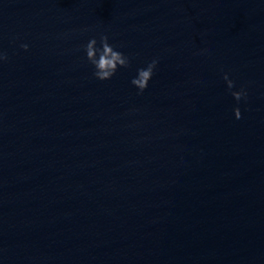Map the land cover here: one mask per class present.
<instances>
[{
    "label": "water",
    "instance_id": "95a60500",
    "mask_svg": "<svg viewBox=\"0 0 264 264\" xmlns=\"http://www.w3.org/2000/svg\"><path fill=\"white\" fill-rule=\"evenodd\" d=\"M0 52V264H264V0H0Z\"/></svg>",
    "mask_w": 264,
    "mask_h": 264
},
{
    "label": "clouds",
    "instance_id": "9594fccd",
    "mask_svg": "<svg viewBox=\"0 0 264 264\" xmlns=\"http://www.w3.org/2000/svg\"><path fill=\"white\" fill-rule=\"evenodd\" d=\"M21 48L24 51H28V45L22 44ZM81 48L85 53L87 62L94 69L92 75L95 79L106 82L111 80L121 68L127 69L130 67V58L124 53L116 50V46L109 43L107 35L101 34L99 36V46L97 39L91 38ZM8 61V57L5 53L0 52V63ZM158 66V60L153 59L146 67L138 69L137 75L131 80V84L138 90V94L148 88L149 82L152 80L155 70ZM223 79L227 85L228 90L231 92L233 98L239 102L242 99L247 98V92L241 88L239 91H231L234 87V81L229 79L227 73H224ZM234 115L237 120L241 119V112L239 108L234 109Z\"/></svg>",
    "mask_w": 264,
    "mask_h": 264
}]
</instances>
